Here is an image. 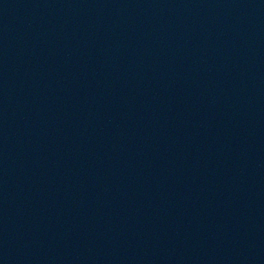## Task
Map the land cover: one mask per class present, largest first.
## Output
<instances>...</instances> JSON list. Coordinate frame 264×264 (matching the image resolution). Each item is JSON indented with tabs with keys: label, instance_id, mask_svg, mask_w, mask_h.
Listing matches in <instances>:
<instances>
[{
	"label": "water",
	"instance_id": "95a60500",
	"mask_svg": "<svg viewBox=\"0 0 264 264\" xmlns=\"http://www.w3.org/2000/svg\"><path fill=\"white\" fill-rule=\"evenodd\" d=\"M0 84L264 149V0H0Z\"/></svg>",
	"mask_w": 264,
	"mask_h": 264
}]
</instances>
